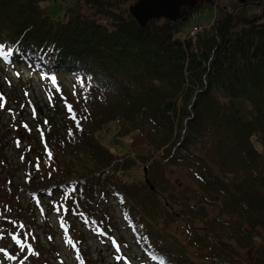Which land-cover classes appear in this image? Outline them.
Instances as JSON below:
<instances>
[{
	"label": "trees",
	"instance_id": "obj_1",
	"mask_svg": "<svg viewBox=\"0 0 264 264\" xmlns=\"http://www.w3.org/2000/svg\"><path fill=\"white\" fill-rule=\"evenodd\" d=\"M84 4L101 16L82 12L80 0L68 7L64 22H55L39 0H0L4 51L11 50L19 67L42 70L50 85L49 109L39 112L35 126L15 121L37 127L43 139L31 153L46 163L40 175L27 177V190L48 196L52 212L98 236L100 230L118 229L117 200L144 249L167 264H195L184 258L183 245L177 244L180 252L165 246L172 201L150 184L156 178L139 185L123 175L135 161L152 160L150 170L164 176L167 166L194 160L200 209L221 199L223 213L238 215L231 219L237 238L257 240L253 231L264 228V0L236 1L231 9L217 4L211 28L185 39L178 36L181 20L153 19L141 27L116 0ZM249 4L261 12H238ZM65 75L74 77L70 88ZM47 76H55L57 84ZM112 121L119 125L117 137L141 134L148 155L135 153L134 159L129 152L121 159L103 145L96 133ZM10 211L25 210L10 205ZM23 216L1 217L0 230L15 229ZM11 245L8 252L22 257L20 245L15 240ZM218 251L211 247L206 259L243 264L227 249ZM38 254L46 253L39 247Z\"/></svg>",
	"mask_w": 264,
	"mask_h": 264
},
{
	"label": "rangeland",
	"instance_id": "obj_2",
	"mask_svg": "<svg viewBox=\"0 0 264 264\" xmlns=\"http://www.w3.org/2000/svg\"><path fill=\"white\" fill-rule=\"evenodd\" d=\"M75 1L80 3V0H39L41 7L55 22L66 20V10ZM116 1L118 7L123 10L132 9L140 0ZM236 1L239 2V0H196L195 5L184 6L183 15L179 19L182 30L178 36L181 38L187 36L197 26H205L208 30L217 16L216 5L228 6L231 9ZM81 4L84 5L82 12L95 15L96 9L89 5L85 6L84 0H81ZM238 12L245 16H253L259 14L261 9H258L255 4H249L239 8ZM99 16L101 15L97 14L94 18ZM103 17L101 20L106 23ZM16 67L5 65V62L0 64V91H3L4 97V101H0L3 103V107H0V134L3 135L0 142V158L2 159L0 161V218L24 216L15 229L0 230V248L10 253L8 251L12 248V236L17 235L20 240H24L25 246L31 244L36 253L29 254L25 247L23 256L19 257L20 259L27 257L24 264H154L151 263L147 250L140 244L139 236L127 223L124 216L126 211H121V207L116 203L117 200L113 202V209L118 229L112 235L100 236V238L94 232L86 231L80 222L69 223L60 213L52 212L51 207L48 206V196L40 192L36 195L27 190L26 181L29 179L27 177L35 178L36 175H40L43 163H46L45 157L38 161L37 156L31 152L34 151L33 146L43 142L39 129L37 127L33 129L35 126L33 120L39 116V112L44 113L49 109L47 93L50 85L47 84L40 70H33L28 66L19 69L18 66ZM65 77L67 87L70 88L74 77L68 78L66 75ZM48 80L51 82V78ZM13 98L16 100H12ZM11 111L14 115H11ZM18 119L20 122H31L33 124L31 130L24 125L19 126L15 122ZM118 130L119 125L116 121L102 123L96 138L121 159L129 152H131L130 158L134 159L135 153L148 155L150 147L144 142L141 134L136 137L126 135L120 138L116 136L119 133ZM36 135L39 137L37 138ZM256 147L261 149L258 144ZM151 161L146 163L135 161L123 175L125 180L139 185H148L147 178L150 181H152L150 177L156 178L150 184H155L159 191L166 194L172 201L171 208H167V214H170L169 226L166 232L164 230L165 235L166 233L168 235V238L165 236L167 248L180 252L183 248L178 247L177 244L183 245L186 252L184 258L194 261L195 264H224L213 256L206 259L205 255H210L208 253L211 247L215 248L216 254L220 248L227 249L232 256L239 258L238 262L243 264H264V228L253 231L254 236H258L257 240L253 241L251 237H248L240 241V238H237L239 235L237 226H233L231 222V219L236 221L237 214L223 213L221 199L215 204H207L205 208L200 209L202 200L196 189L199 182L194 160H181L175 165L167 166L165 177L150 170ZM121 174L122 170H119L117 175L121 176ZM14 188L16 190H12ZM159 197L163 200L160 195ZM5 204L7 205L4 207ZM10 205L15 209L21 207L25 211L21 214L11 212ZM80 231H86L85 235L81 236ZM214 237L216 241H213ZM221 240L225 241V246ZM36 241L42 251H45V255L38 256L39 247L36 246ZM203 244L208 247H204ZM117 245L119 251H117ZM233 262L239 264L236 260ZM0 264H19V260H10L4 253H0Z\"/></svg>",
	"mask_w": 264,
	"mask_h": 264
},
{
	"label": "water",
	"instance_id": "obj_3",
	"mask_svg": "<svg viewBox=\"0 0 264 264\" xmlns=\"http://www.w3.org/2000/svg\"><path fill=\"white\" fill-rule=\"evenodd\" d=\"M245 4L246 0H239ZM196 0H140L131 9L136 22L145 27L150 20L165 18L177 21L182 17L184 6H193Z\"/></svg>",
	"mask_w": 264,
	"mask_h": 264
},
{
	"label": "snow or ice",
	"instance_id": "obj_4",
	"mask_svg": "<svg viewBox=\"0 0 264 264\" xmlns=\"http://www.w3.org/2000/svg\"><path fill=\"white\" fill-rule=\"evenodd\" d=\"M11 50H9V52H5L4 51V44L0 43V56H7V55H11ZM51 82L53 85L57 84V80L55 76L51 77ZM59 90V89H57ZM0 101H4V97L2 94H0ZM6 102V101H5ZM0 107H3V103H0ZM69 111H72L71 106H69ZM86 118V117H85ZM73 119H75V115H73ZM25 127H27V125H25ZM76 127L79 129L80 128V124L79 121H77ZM20 227H24V225H20ZM12 239L16 241L17 244L20 245V251L24 252L25 251V247H27L29 254H36L35 250L32 248L31 244L25 246L24 244L21 243L20 239L18 238L17 235H13ZM117 251H119V246L117 245ZM0 253H4L8 259L13 260V261H17L19 260V264H24L25 259H27V257H24V259H20L18 256L16 255H12L10 253H7L5 249L0 248ZM117 259H119V257H117Z\"/></svg>",
	"mask_w": 264,
	"mask_h": 264
},
{
	"label": "built area",
	"instance_id": "obj_5",
	"mask_svg": "<svg viewBox=\"0 0 264 264\" xmlns=\"http://www.w3.org/2000/svg\"><path fill=\"white\" fill-rule=\"evenodd\" d=\"M203 26H197L195 29H193L190 33V35L193 37V38H196V34L200 31L203 30Z\"/></svg>",
	"mask_w": 264,
	"mask_h": 264
}]
</instances>
